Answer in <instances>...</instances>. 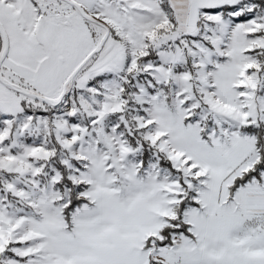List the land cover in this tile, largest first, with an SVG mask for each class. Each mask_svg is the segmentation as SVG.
<instances>
[{
	"label": "snow or ice",
	"instance_id": "1",
	"mask_svg": "<svg viewBox=\"0 0 264 264\" xmlns=\"http://www.w3.org/2000/svg\"><path fill=\"white\" fill-rule=\"evenodd\" d=\"M0 264H264V0H0Z\"/></svg>",
	"mask_w": 264,
	"mask_h": 264
}]
</instances>
